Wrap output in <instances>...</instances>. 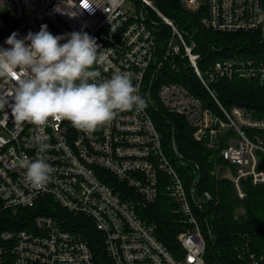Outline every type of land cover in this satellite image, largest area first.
I'll return each instance as SVG.
<instances>
[{
  "label": "built area",
  "instance_id": "built-area-1",
  "mask_svg": "<svg viewBox=\"0 0 264 264\" xmlns=\"http://www.w3.org/2000/svg\"><path fill=\"white\" fill-rule=\"evenodd\" d=\"M0 0V48H10L7 38L16 32L23 39L42 25L54 36L72 32L95 38L103 64L93 66L109 79L117 71L129 73L138 94L147 101L142 111L120 112L108 124L89 134L67 121L49 119L42 128L15 122L10 109L14 82L0 80V201L5 209L17 212L50 198L63 210L88 219L104 239L112 264H206L207 240L212 241L209 224L204 227L197 213L211 199L199 193L196 184L187 187L168 156L155 116L166 111L182 116L193 128L196 141L220 150L228 167L224 177L231 180L238 197L246 193L242 181L264 187V118L245 108L225 107L211 89L220 79L257 80L264 84V59L235 54L200 69V54L175 23L164 16L154 0ZM183 8L200 15L201 24L220 33L254 32L264 26V0H180ZM67 3V4H66ZM59 6L63 13L56 11ZM74 12L70 16L67 13ZM171 29L161 44L157 27ZM29 43V42H26ZM187 65L215 103L202 99L184 86L170 81ZM47 145L42 154L53 168L43 190L25 181L19 158L35 160L39 153L36 138ZM176 160L186 166L174 145ZM124 190L133 191L126 194ZM165 193L174 203V214L184 218L179 242L184 254L174 256L154 236V227L138 216V208L154 204ZM206 230V233H205ZM0 262L9 255L13 264H97L88 242L64 226L63 220L38 216L32 228L0 233ZM248 264H264V253L244 249Z\"/></svg>",
  "mask_w": 264,
  "mask_h": 264
},
{
  "label": "trees",
  "instance_id": "trees-1",
  "mask_svg": "<svg viewBox=\"0 0 264 264\" xmlns=\"http://www.w3.org/2000/svg\"><path fill=\"white\" fill-rule=\"evenodd\" d=\"M159 11L171 19L182 31L188 41L196 45L200 54V69L222 59L237 54L251 59H264V26L254 32L220 33L206 29L200 15L186 11L180 0H155ZM159 42L171 36L169 27H157ZM170 81L184 86L190 93L202 99L204 105L215 108V103L206 89L200 84L193 71L179 64V71ZM220 102L227 108L239 106L247 109L257 118H264V84L257 80L220 79L212 84ZM155 122L162 135L165 149L169 152L174 165L180 172L187 187L196 184L199 193L207 192L211 199L204 203L203 211L197 213L203 227L209 224L213 240H207L206 264H248L244 249L264 253V187L253 185L250 180L242 181L246 198L241 200L231 180L224 177L222 169L228 167L221 157L220 150L210 149L205 143L198 142L193 136V128L177 114L161 109ZM174 145L186 166H180L175 158ZM125 195L133 191L124 190ZM126 195V196H127ZM175 205L162 193L154 204L140 206L138 216L149 226L153 234L176 257L184 254L179 237L184 231L185 220L174 214ZM38 216H52L63 220L64 226L80 234L89 244L97 264H112L105 252L103 235L91 222L82 216L63 210L52 199H40L34 207L13 212L3 207L0 201V233L5 230L30 229ZM206 233V230H205ZM0 245H4L0 242ZM0 264H13L9 255Z\"/></svg>",
  "mask_w": 264,
  "mask_h": 264
},
{
  "label": "clouds",
  "instance_id": "clouds-1",
  "mask_svg": "<svg viewBox=\"0 0 264 264\" xmlns=\"http://www.w3.org/2000/svg\"><path fill=\"white\" fill-rule=\"evenodd\" d=\"M68 5L74 7V0ZM90 6L87 0H81V8L90 10ZM55 10L64 14L59 6ZM17 35L13 32L7 38L10 48H0V80L14 82L10 109L15 122L42 128L49 119L67 120L76 129L91 134L120 112L147 107L129 73L117 71L109 79H98L101 73L93 66L103 64L106 56L88 33L72 32L63 44L60 41L65 37L54 36L47 25L23 39H17ZM7 103L6 98H0V108ZM36 141L40 153L37 158H19L17 163L26 170L25 181L33 189L43 190L52 178L53 168L42 155L47 145L40 137Z\"/></svg>",
  "mask_w": 264,
  "mask_h": 264
},
{
  "label": "rangeland",
  "instance_id": "rangeland-1",
  "mask_svg": "<svg viewBox=\"0 0 264 264\" xmlns=\"http://www.w3.org/2000/svg\"><path fill=\"white\" fill-rule=\"evenodd\" d=\"M132 1H133V0H131V1L129 2V5H130V6H133ZM154 1H155V0H154ZM169 29H170V28H169ZM170 30H171V29H170Z\"/></svg>",
  "mask_w": 264,
  "mask_h": 264
}]
</instances>
